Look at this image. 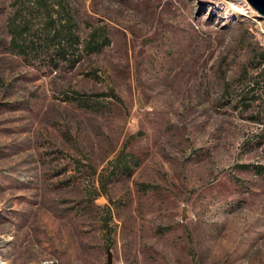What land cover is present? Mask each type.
<instances>
[{"label": "rangeland", "instance_id": "obj_1", "mask_svg": "<svg viewBox=\"0 0 264 264\" xmlns=\"http://www.w3.org/2000/svg\"><path fill=\"white\" fill-rule=\"evenodd\" d=\"M46 1L0 0L2 262L264 264V18L247 0ZM11 18L70 27L75 54L25 60Z\"/></svg>", "mask_w": 264, "mask_h": 264}, {"label": "trees", "instance_id": "obj_2", "mask_svg": "<svg viewBox=\"0 0 264 264\" xmlns=\"http://www.w3.org/2000/svg\"><path fill=\"white\" fill-rule=\"evenodd\" d=\"M42 4H46V0H37ZM47 6V4H46ZM12 19V20H11ZM9 31L11 34L10 45L12 50L16 53H19L24 57L25 60L30 59H41L38 56L41 53V48H55V56L68 59V56L71 54L74 55L76 51V43L78 39L70 27L63 26L61 29L55 30L52 36H37V34L29 35V24L27 20H23L19 23L11 18ZM9 21V22H10ZM55 24L54 20L52 25ZM106 33L98 28L92 30L89 39L86 42L85 48L89 52L98 50L103 46L104 42H108L105 38ZM46 39V40H44ZM64 43V44H63ZM73 57V56H72ZM55 59V58H54ZM75 62V59L72 60V64ZM116 97V96H115ZM260 167V166H257Z\"/></svg>", "mask_w": 264, "mask_h": 264}, {"label": "water", "instance_id": "obj_3", "mask_svg": "<svg viewBox=\"0 0 264 264\" xmlns=\"http://www.w3.org/2000/svg\"><path fill=\"white\" fill-rule=\"evenodd\" d=\"M247 2L251 5L253 9L257 11L259 15L264 18V0H247Z\"/></svg>", "mask_w": 264, "mask_h": 264}, {"label": "bare ground", "instance_id": "obj_4", "mask_svg": "<svg viewBox=\"0 0 264 264\" xmlns=\"http://www.w3.org/2000/svg\"><path fill=\"white\" fill-rule=\"evenodd\" d=\"M0 264H6L5 262H2L1 257H0Z\"/></svg>", "mask_w": 264, "mask_h": 264}]
</instances>
